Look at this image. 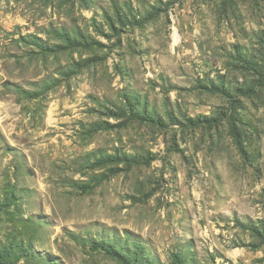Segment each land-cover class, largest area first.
Masks as SVG:
<instances>
[{
	"label": "rangeland",
	"instance_id": "374dc122",
	"mask_svg": "<svg viewBox=\"0 0 264 264\" xmlns=\"http://www.w3.org/2000/svg\"><path fill=\"white\" fill-rule=\"evenodd\" d=\"M0 264H264V0H0Z\"/></svg>",
	"mask_w": 264,
	"mask_h": 264
}]
</instances>
